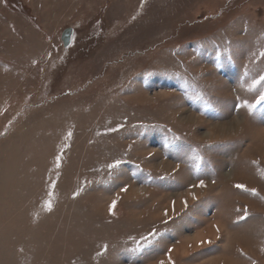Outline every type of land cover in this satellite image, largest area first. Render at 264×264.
Listing matches in <instances>:
<instances>
[{
	"label": "rangeland",
	"instance_id": "rangeland-1",
	"mask_svg": "<svg viewBox=\"0 0 264 264\" xmlns=\"http://www.w3.org/2000/svg\"><path fill=\"white\" fill-rule=\"evenodd\" d=\"M261 52L264 0H0V264H264Z\"/></svg>",
	"mask_w": 264,
	"mask_h": 264
},
{
	"label": "snow or ice",
	"instance_id": "snow-or-ice-1",
	"mask_svg": "<svg viewBox=\"0 0 264 264\" xmlns=\"http://www.w3.org/2000/svg\"><path fill=\"white\" fill-rule=\"evenodd\" d=\"M260 55H261L262 57H264V52H261ZM260 81H261V82H264V76H261V77H260ZM262 102H264V93H261V94L259 95V98L257 99V101H256L255 104H249V105H247V107H248L250 110H254V109L257 107V105H260ZM69 136H71V133H69ZM57 159H58V160H59V159H62V156H59ZM120 164H121V161L117 160L115 163L109 164L108 167H109L110 169L119 168V167H120ZM198 186H199L200 188H205V187H206V185H205V183H204L203 180L200 181V183H199ZM53 187H54V186H53ZM193 187H197V185H193ZM236 187H237L238 189L243 190V191H249L244 185H240V184H238V185H236ZM127 190H128L127 187L122 188V191H125V192H126ZM252 191H253L254 194H258V193L255 192V190H252ZM76 195L78 196V195H79V192H77ZM192 199H193V200H196L197 197H196L195 195H193V196H192ZM115 204H116V202L113 201V204L111 205V208H112V209L115 208ZM174 205H175V201H173V208H174ZM183 205H184V208L187 209V208H188V201H187V200H184V201H183ZM46 207L48 208L49 211L52 210V204H51V201H49V202L46 204ZM112 214L114 215V212H113ZM164 215L167 217V216H168V213L165 212ZM165 223H167V221H165ZM216 230H217V232H219V228H218V227H217ZM151 235L154 237L156 234H155V233H151ZM145 239L147 240L148 237H145ZM203 243H204V242L201 241V244H203ZM208 243H211V241H208ZM105 251H107V246H105ZM160 264H164V261H160ZM169 264H172V262H171V257H170V256H169Z\"/></svg>",
	"mask_w": 264,
	"mask_h": 264
},
{
	"label": "water",
	"instance_id": "water-1",
	"mask_svg": "<svg viewBox=\"0 0 264 264\" xmlns=\"http://www.w3.org/2000/svg\"><path fill=\"white\" fill-rule=\"evenodd\" d=\"M72 36H73V29L72 28H67L63 32L61 40H62V43H63L65 48L69 47V45L71 44Z\"/></svg>",
	"mask_w": 264,
	"mask_h": 264
},
{
	"label": "crops",
	"instance_id": "crops-1",
	"mask_svg": "<svg viewBox=\"0 0 264 264\" xmlns=\"http://www.w3.org/2000/svg\"><path fill=\"white\" fill-rule=\"evenodd\" d=\"M53 57H51L50 59H52ZM9 163H10V161H9ZM3 226V223H2V221L0 220V228ZM17 229V231L19 232V227L18 228H16ZM1 231V230H0ZM4 239H5V237H4ZM5 260V259H4Z\"/></svg>",
	"mask_w": 264,
	"mask_h": 264
}]
</instances>
